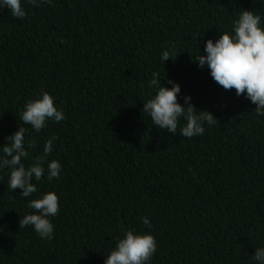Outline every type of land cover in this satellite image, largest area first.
I'll list each match as a JSON object with an SVG mask.
<instances>
[{"label":"trees","instance_id":"1","mask_svg":"<svg viewBox=\"0 0 264 264\" xmlns=\"http://www.w3.org/2000/svg\"><path fill=\"white\" fill-rule=\"evenodd\" d=\"M26 18L0 9V146L23 127L27 168L43 153L45 175L24 198L0 168V264H104L122 228L150 233L149 264H257L264 247V115L197 66L204 44L232 33L241 9L261 17L264 0H21ZM62 41V42H61ZM163 51L172 59L162 61ZM179 54L177 57H175ZM180 86L197 110L218 121L202 135L157 128L143 103ZM49 93L65 119L39 133L21 111ZM35 142V147L30 146ZM3 153L0 151V156ZM61 164L47 179V163ZM54 192L53 238L19 219L31 199ZM142 217L149 220L143 223Z\"/></svg>","mask_w":264,"mask_h":264},{"label":"clouds","instance_id":"2","mask_svg":"<svg viewBox=\"0 0 264 264\" xmlns=\"http://www.w3.org/2000/svg\"><path fill=\"white\" fill-rule=\"evenodd\" d=\"M28 3L39 6L37 0H28ZM9 9L15 18H26L25 8L21 0H0V9ZM62 42V41H61ZM204 55L198 54L195 63L203 68L207 65L211 78L224 90H235L237 96H245L255 104L258 116L264 115V28L261 27V17L252 11L241 9L237 19L232 23V33H221L213 42L208 39L204 44ZM177 54L175 57H177ZM162 61L172 59L169 51H163ZM153 73L149 86L156 89L155 95L143 103V111L148 113L152 123L159 129L176 134L180 118L185 124L180 128V134L187 138L202 135L205 131L204 123L216 124L218 121L207 110H197L190 103V97L185 96L182 106L177 101L180 93L179 84L168 80L171 88L165 87L158 76ZM21 120L39 133L45 128L47 121L56 123L65 119L63 110H58L52 96L41 92L34 100H29L21 111ZM25 131L23 127L7 137V143L0 146L3 155L0 156V168L7 169L8 188L13 191L20 189L19 194L28 198L38 191L33 178L39 181L45 175L44 163L53 151L52 137L43 147V153L38 155L27 168L22 163L28 157L25 150ZM35 147L33 141L30 145ZM61 164L56 160L47 163V179H59ZM28 207L33 209L32 214H26L19 219V228L32 226L34 231L43 239H52L54 226L49 217H54L59 211V199L54 192L42 194L40 198L31 199ZM149 225L146 217L141 218ZM123 236L116 242L115 247L107 252L104 264H149L153 257L157 243L150 233L137 234L133 230L122 228ZM252 259L257 264H264V247L255 248Z\"/></svg>","mask_w":264,"mask_h":264}]
</instances>
